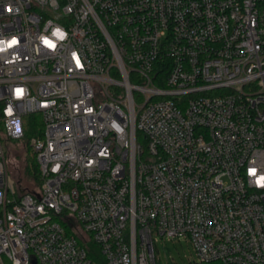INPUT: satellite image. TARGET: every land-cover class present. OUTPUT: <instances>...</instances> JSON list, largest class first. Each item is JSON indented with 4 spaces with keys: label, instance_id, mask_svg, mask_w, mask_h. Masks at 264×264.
<instances>
[{
    "label": "built area",
    "instance_id": "obj_1",
    "mask_svg": "<svg viewBox=\"0 0 264 264\" xmlns=\"http://www.w3.org/2000/svg\"><path fill=\"white\" fill-rule=\"evenodd\" d=\"M13 38L0 264H159L158 236L264 264V0H0ZM35 114L41 184L17 192L4 141Z\"/></svg>",
    "mask_w": 264,
    "mask_h": 264
},
{
    "label": "rangeland",
    "instance_id": "obj_2",
    "mask_svg": "<svg viewBox=\"0 0 264 264\" xmlns=\"http://www.w3.org/2000/svg\"><path fill=\"white\" fill-rule=\"evenodd\" d=\"M29 159L34 160L30 145L22 141L6 142V173L15 182L17 192L33 190L38 186L34 173L28 168ZM156 248L159 264H193L198 260L192 244L184 238L158 236Z\"/></svg>",
    "mask_w": 264,
    "mask_h": 264
},
{
    "label": "trees",
    "instance_id": "obj_3",
    "mask_svg": "<svg viewBox=\"0 0 264 264\" xmlns=\"http://www.w3.org/2000/svg\"><path fill=\"white\" fill-rule=\"evenodd\" d=\"M25 122V132H26V136L23 140H21L22 142H25L26 145H30V138L32 136H34L37 132H38V129H42L43 127V122H42V119H41V116L39 114H35V115H30V116H27L24 120ZM11 140H8L6 139L4 141V146L6 144V142H9ZM31 147V146H30ZM32 149V148H31ZM32 155H33V159H29V162H30V166L28 167L29 170H31L34 175H35V178L38 182V186L35 188L37 189L40 184H41V178H40V174H39V165H38V162H37V158H36V154L32 151ZM33 189V190H35ZM33 190H29V191H33ZM25 191V190H24ZM90 246H92L91 248L93 249L94 253L97 255V257L99 256L98 253H96L97 249H96V246L93 244H91Z\"/></svg>",
    "mask_w": 264,
    "mask_h": 264
},
{
    "label": "clouds",
    "instance_id": "obj_4",
    "mask_svg": "<svg viewBox=\"0 0 264 264\" xmlns=\"http://www.w3.org/2000/svg\"><path fill=\"white\" fill-rule=\"evenodd\" d=\"M60 33H63V32H61V31H59ZM54 35L56 36V37H58L59 39H61V40H63L64 39V33H63V37L61 38L59 35H58V33H57V31L56 32H54ZM43 41H44V44H48V48H51V42L52 41H50L49 39H45V38H43ZM17 44V40L15 39V38H13V39H11L10 41H8V42H5V41H3V40H0V52H4L6 49H9V48H11V47H13L14 45H16ZM18 95V94H17ZM248 175L250 176V177H255V180H254V183H255V185L258 187V188H261V187H264V174H261V175H259V176H257L256 175V169H249L248 170Z\"/></svg>",
    "mask_w": 264,
    "mask_h": 264
},
{
    "label": "snow or ice",
    "instance_id": "obj_5",
    "mask_svg": "<svg viewBox=\"0 0 264 264\" xmlns=\"http://www.w3.org/2000/svg\"><path fill=\"white\" fill-rule=\"evenodd\" d=\"M58 35L62 38L63 37V33H60L59 30H57ZM46 39V38H45ZM44 43V41H43ZM46 46H48V44H45ZM51 48L54 49L55 48V44L53 42H51ZM77 64L79 65V60L77 59ZM22 93V90H17V94L20 95Z\"/></svg>",
    "mask_w": 264,
    "mask_h": 264
}]
</instances>
